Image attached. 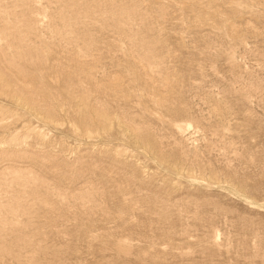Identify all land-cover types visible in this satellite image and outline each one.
Masks as SVG:
<instances>
[{
	"label": "rangeland",
	"instance_id": "obj_1",
	"mask_svg": "<svg viewBox=\"0 0 264 264\" xmlns=\"http://www.w3.org/2000/svg\"><path fill=\"white\" fill-rule=\"evenodd\" d=\"M0 264H264V0H0Z\"/></svg>",
	"mask_w": 264,
	"mask_h": 264
}]
</instances>
